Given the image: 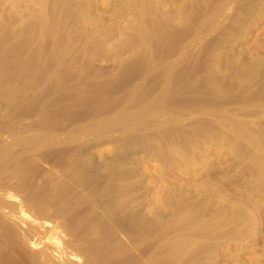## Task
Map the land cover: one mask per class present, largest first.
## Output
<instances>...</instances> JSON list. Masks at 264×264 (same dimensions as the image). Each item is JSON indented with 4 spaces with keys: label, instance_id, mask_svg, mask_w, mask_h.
I'll use <instances>...</instances> for the list:
<instances>
[{
    "label": "bare ground",
    "instance_id": "1",
    "mask_svg": "<svg viewBox=\"0 0 264 264\" xmlns=\"http://www.w3.org/2000/svg\"><path fill=\"white\" fill-rule=\"evenodd\" d=\"M209 1L210 0H189V2H192L195 4L199 3L198 5H200V4L201 5L202 4L207 5V3ZM215 1L217 2V4H216V6H213L212 10H214V11L212 12L211 16L210 15L209 16H210V19H214V17H217L220 15L219 18H220V21L222 20L221 23L224 20L223 18H225V19L229 18V15L224 16L223 12H225L226 10L228 11V9H229V13H230V10L231 11L238 10L239 9L238 7H240V9H242V12L239 9L241 14L239 12L235 11L237 14L239 13L240 16L237 15L233 21L231 20L233 23H231V26H229V27H231V29H228L230 31L229 33L226 32V31H228L227 27L225 28L226 29L225 33H228V35H229L228 37H227V34H225L226 36L224 35L225 38L227 37L226 41L228 43H225L226 44L225 45L223 42H221L220 43L221 45L223 44V45L227 46V44H229V43L238 44V42L241 39V38L239 39V34L243 31L242 34L244 33L243 35L245 36V34H247V32L250 30V28L257 25L258 21L264 15V0H215ZM76 2H77L76 0H35L32 3V5H34V7L36 6L35 12L36 11L39 12V10L42 11V12H39V14L41 13V16H39L38 18L34 17L37 19L36 20L33 19L35 22L33 21V24H31L32 21L29 22L30 21L29 17L31 15L35 16L36 13L33 14V12H32L31 15L28 16L29 15L28 13L31 12L30 9L28 10V13H27V11H23V10L21 11L20 10L21 11L20 12V16H21L20 19L25 17V15H26V17H25V19H23L21 21H19L18 19L16 20V23H17V21H19L18 22L20 25V26L18 25L20 27L19 32L21 30H24V29L28 30L29 28H30V30L32 29L34 32L36 31L37 33L36 32L34 33L32 31L33 32L32 37H33V34H34V37L36 35H39L41 37V38H38L37 41L40 42V40L42 39V42L39 45V47L42 46V48L45 47L44 45H46V43L48 45V42H50V43L52 42V44L56 43L57 45H54V46L52 44H51V46L48 45L50 47V49H48V50L51 51L50 53L53 52V55L57 59H59L58 60V62H59L63 56L61 50L64 47H67L66 46L67 44H65V46H64V44H61L63 42H61L62 38H60V36L62 35L61 32L64 30V28L68 24V19H69V21L71 19V21L74 23V21L76 19H78V18L81 19V17H79V16H81V14L84 11H89L91 9L90 8L91 4H90L89 0H84L82 3H80V1H78L77 3ZM157 2H158V0H157ZM157 2H154L152 0H127L126 3H124L123 1L120 2L121 6H126V8L128 7L130 9V11H132L131 14L134 13L137 15V16H135L137 19L134 20L135 21L134 24L137 25V29H139L140 41L143 42V44L141 43L142 46L146 42L148 43L149 40L152 41L151 39L154 38V37H152V36H154V33L151 31V29L149 27H147L150 25L149 22H151V26L153 25L156 28H158V26H159V24L154 23L155 22V20H153L154 15L152 17H151V15L155 14L153 12L159 8L158 7L159 5H161L163 3H164V5H166L170 1H168V0L160 1L161 3L159 2L160 3L159 5ZM211 3L213 4L214 2H211ZM184 4H185V2H184ZM186 5H187V3L184 5L185 12L187 9H189V8H187L188 6H186ZM204 5H202L203 8H204ZM168 6H169V4H168ZM170 6L172 7L173 5H170ZM185 6L187 9L185 8ZM189 6H190V4H189ZM181 7H183V4ZM214 7H215V9H214ZM163 8H164V6H163ZM181 9H183V8H181ZM190 9H191V6H190ZM24 10H26V9H24ZM171 11H174V10H171ZM14 12H16V11H14ZM156 12H158V11H156ZM169 12L170 11H168L166 14H168ZM181 12H182V10H181ZM185 12H184V15H185ZM1 13L2 12H0V14ZM163 14H165V13H163ZM221 14L223 15L222 16L223 18L221 17ZM233 14H231V15H233ZM82 15H83L82 16L83 18H86V16L84 17L85 13ZM156 15H158V14H156ZM170 15L173 17L172 13ZM0 16H2V15H0ZM148 16L151 17L152 20H151V18L149 19ZM209 16H207V18ZM234 17H235V15H233L229 19H231V18L233 19ZM89 18H90V16H88V19ZM1 19H2V17H1ZM204 19H205V17H204ZM146 20H147V22L149 20H151L148 22L149 25L147 23H146L147 25L145 24ZM208 20H209V18H208ZM152 21H154V22H152ZM175 21H177V20H175ZM205 22H207L206 24H208L207 20ZM224 22H225V20H224ZM75 23H76V21H75ZM160 23H161V21H160ZM215 23L216 22H214V25H215ZM2 25L3 24H1L0 26H2ZM52 26L54 28L53 35L48 34L49 36L45 37V35H43V34L46 31H47L46 33H48V31H49L48 28H50ZM74 26H75V24H74ZM145 26L147 28H149L150 30L148 29V31H147ZM160 26L163 27L162 25H160ZM160 26H159L160 29H157L158 31L163 30ZM208 26H209V24H208ZM227 26H228V23H227ZM213 27H216V26H213ZM213 27H211V28L209 27L211 29L210 31H212ZM242 27H244V29H242ZM209 28H208V30H209ZM86 29H87V27H86ZM184 29H185V27H184ZM216 29H218V27ZM215 30H213V31H215ZM252 30L253 29H251L250 31H252ZM2 31L3 30H1V32ZM13 31H15V30H13ZM66 31H68V30H66ZM168 31H170V30H168ZM213 31H212V34H213ZM50 32H52V31L50 30ZM64 33H66V32H64ZM68 33H70V32H68ZM91 33H92V31H91ZM218 33H220V32H218ZM15 34H16V32H15ZM89 34H90V32H89ZM222 34L223 33H220L219 36L220 37L222 36L221 38H224ZM16 35H18V34H16ZM13 36H15V35H13ZM183 36H184V34H183ZM244 36H243V38H244ZM10 37H11V35H10ZM15 37H14V39H15ZM159 37L162 38V39L159 38V41H160L159 44L162 41H163V43H166L170 40L169 39L170 36H168V35H162ZM59 38H60V41H59L60 44L57 43L58 41L57 42L55 41L57 39L59 40ZM78 38H80V36ZM171 38H173V37L171 36ZM189 38H190V36H189ZM246 38H247V36H246ZM246 38H244V39H246ZM7 39H8V37H7ZM10 39L13 40L12 37ZM69 39H70V37H69ZM20 40H21V38H20ZM20 40L17 39L15 41L18 42ZM33 40H34V38H33ZM64 40H66V39H64ZM29 41H31V39H29ZM67 41L69 42V40H67ZM68 42H66V43H68ZM193 42H195V41H193ZM26 43H28V42H26ZM26 43H23V44L25 46H28V44H26ZM163 43H161L162 45L158 44L159 45L158 47H160V48H162L161 46H163V48L161 49L162 53L168 52V51L169 52L173 51V50H171L172 49L171 47H173L172 46L173 44L171 45V47L169 45L170 43L168 44L169 47L167 46V44L164 47L165 44H163ZM262 43L264 44V42H262ZM33 44L35 46L34 41H33ZM42 44H44V45H42ZM149 44H151V43H149ZM174 44H176V43H174ZM191 44H192V42H191ZM220 44H218V46H216L215 49L217 47H219ZM261 44H259V45H261ZM263 44L261 46H263ZM71 45H72V43H71ZM145 45H148V44H145ZM151 45L145 46L146 49L150 47L148 49L150 51L149 54H151V52L153 54V50H155V48H156V47H154V45H152V49H153V47H154V49L151 51L150 50ZM174 46H176V45H174ZM191 46H193V45H191ZM261 46H258V47H261ZM47 47H45L44 50ZM230 47L228 49H230ZM232 47H231V50L234 53H235L236 47L240 48L239 46H236V47H234L235 49L233 50ZM253 47H255V45H253ZM160 48H158L156 50L159 52ZM237 49H236V51H237ZM44 50H43V52H44ZM68 50H69V48L67 49V51ZM185 50H182V51H185ZM254 50H255V48H254ZM24 51H26V50H24ZM39 51H40L39 53H37V51H36L35 53H37V54H34V56H32L35 59H37L36 62H38V60L42 59V57H43V55L41 54V49ZM176 51H177V49H176ZM204 51H207V50L203 49V52ZM33 52L34 51H32V53L31 52L30 53L33 54ZM154 52L156 54L158 53L156 51H154ZM212 52L216 53L217 50H215V52L212 50ZM220 52H222V51H220ZM45 53L46 52H44V54ZM162 53L160 52V53H158V55L164 56V54H162ZM171 54H173V53H171ZM24 55H26V54H24ZM28 55H30V54H28ZM47 55H48V53L46 54V56ZM70 55H72V54H70ZM141 55L144 56V54H141ZM153 55H151L152 57H149V60L147 59V62H149V61H150V63L152 62ZM46 56H45V58H46ZM147 56H149V55H147ZM168 56H170V55L168 54ZM218 56H220V55H218ZM232 57H234L233 62H230L229 64H230V68H231L232 63L235 67V69L232 68L233 69V72H232L233 75L228 74L226 71L227 74L224 73V74H226V79H225V81H222L223 79L219 80V78H216V75L214 74L215 75V82H213V84H215V83L217 85L219 83L224 84L226 87V91L228 93L231 90L232 91L236 90V91H233L232 93H233V95H235L236 93L238 95L241 94V96L239 95V98L235 96L236 99L232 100V99H230L232 97L229 96L226 100H220L219 96H221L220 93L224 89L223 88L224 85H223L222 90L218 91L219 95H218V93L216 94L217 96L213 94L214 100L211 97L210 100L205 99L203 102V100H201L198 97L200 94L201 95L203 94V93L199 92V91H201V89H202L201 88L198 91V94L199 93L200 94L199 95L197 94L196 99H199L202 102L198 103V102H196V99H195V101L189 100V101L185 102V100H184V102H180V99L179 100L174 99L175 97H177L176 96L177 94L175 95L173 93L172 95H175L174 98H173V96L169 95L170 97L168 96V99L163 98V96H162L161 98H158L157 100L154 98L156 101H152V102H151V98L150 99L148 98L150 100V102H148L146 99H143L142 100L143 104L141 103V101H139V103H138L139 104L138 107H140L139 112H137L138 111L137 106L136 107L134 106L135 107L134 112L137 113L134 115L129 113V112L126 113L125 110L130 105H131V107L129 109H131L133 107L132 102L136 101V100L135 99L134 100H128V101H126L125 105L123 106L124 111L118 113L116 117L114 116L115 117L114 119L111 120L108 117L109 119L108 120L103 119L104 120L103 122H100L98 120L99 123L93 129L91 128V130H93L92 132L94 133L93 134L94 139L98 137V136H96V134H98L100 136V134L102 132L104 135L103 131H105V133H108L106 131L107 130L109 131V129H113L115 131L121 130L122 133L124 132L126 135L128 134L125 138V141L122 139H121V141H120V139H118V141H116L117 138L123 137V136L117 137V136H119L118 134L115 135L116 136L115 141L114 140H107L108 143H113L115 145V147H116L115 151L113 153H111V155L108 156V158H102V153H101L102 159H100V161L98 159V162L94 161V159L96 157L91 156V154L87 151L88 147L90 148V145H88V143L91 142V141L88 142V139H87V143L85 142L88 145V147L85 145H82V149H79V147H77L79 149V151L81 150L80 152H82V153L79 152V154H81L79 156H81V157H79V156L77 157V155L75 156V154L71 151L68 155L67 149L66 150L64 149L65 151L63 149H60V150H62V151L59 150L60 154H56V155H58V157L61 156V158H62L64 156V158L65 157L67 158L68 156H70L73 153L74 156L72 155L71 157H72V159H73V157H75V159H73L71 162H66L65 160H63L64 159L63 158L61 163H60V159L59 160L56 159L58 162L57 165H55L54 163L52 164L54 166L51 165L53 167L51 169H54V167H55L54 172L52 170H50L52 172H48L46 170L45 173L42 171V169L40 170L37 168V166H39V165H37L36 167L34 166L35 162H33V165L29 166V164H28V163H30V162H28L29 160L26 159V161L28 162V163H26V161L24 160V158L22 156H24L26 153L28 154L29 152H27V151H29L30 148H31L30 152L33 153L32 151H34L35 149H32V147L33 148L36 147V149H37V147H38V149L40 148L39 150L41 152L43 150L42 148L44 146H46V145L48 146V143L47 144H45V143L50 138L47 140V138L41 137V136H39V138H38V136L37 137L35 136L36 138L35 137L29 138V136L28 137L26 136L27 139L29 138L28 140L26 139L29 143L27 141L26 142L28 143V145L30 144V146L24 145L26 143L23 144V143H21V141H19L15 138L17 141L16 145L20 142L18 147L24 145L23 146L24 148H25V146L29 148V150H27V148H25V151L26 150L27 151L24 154H23L24 151L22 149L19 150L17 148L19 150V151H17L15 148V150H16L15 152H17V154L14 152V155L16 157L13 155L14 148L12 150L9 148V150H8L9 153L7 152L8 154L6 153V151H7L6 148H0V160H1L0 161V264H53L54 263L53 261H52L53 263H51L49 260H46L47 258L45 256H47L46 255L47 253H45L43 251V249L42 250L41 249L40 250H34L35 249L34 247L40 245V243H36L37 240L36 241L33 240L35 237L33 234L29 233L31 236L29 234H27L32 229L29 226V228H30V230H29L27 228L28 226H26V224H24L26 226V227H24L21 224L22 222L27 223L29 225H30V223L34 222L33 225L35 223H39L41 225L43 224V226H44V223L47 224L48 221H50V222L54 221L55 222V220H58V225H56L57 224V221H56L54 227L55 226L61 227L59 229H63L62 231L65 234L68 233V235L71 236L70 237L71 239H72V237L74 238V240L72 239L71 241H68L69 242L68 245L65 244V245H67V246H65V249L61 248L62 250H66L65 251L66 253L64 254L63 259L60 258V256L57 257V258L61 259V260L59 259L57 261V264H71L72 262L69 263L70 261L68 260L69 261L68 262L66 259L67 256L69 257L71 255L72 256L77 255L78 257L81 255H84V257H85L84 260L87 264H212L215 261H217V260H215L216 255H217L218 249L222 246H224V247L227 246V248H228L229 245H231V244L235 245L236 242L237 243L242 242L241 244L245 245L246 241L249 239L250 236L253 237V236H257V235H260L262 238V241H264L263 240L264 239V220H263V218H264V59H261V58L256 59L254 57L253 58L250 57L252 59L249 62H247L248 61L247 59H246L247 61L245 60L246 62H244L240 59L239 56L235 57L232 55ZM75 58H76V56H75ZM161 58L162 57H160V59ZM207 58H208V56H207ZM35 59H32L34 61V63H35ZM54 59L55 58L53 57V60ZM57 59H55V61L52 60L54 62V65L51 64L52 62H50V64L53 65V67L51 66L49 68H51V70H53V73H54V69L56 71V70L60 69V67H62V60L60 61L61 63H58ZM156 59H157L156 61L160 60L159 57ZM213 59L215 60L216 58H213ZM47 60H49V59H47ZM156 61L155 60L153 61L152 67L154 66V64H156ZM229 61H231V60H229ZM10 62H11V60H10ZM82 62H85V61L83 60ZM147 62H146V64L144 63L145 66L147 65ZM218 62H220V60ZM31 63H32V61H31ZM55 63H57V64H55ZM161 63H163V62H161ZM169 63H173V62H169ZM13 64H14V62H13ZM26 64H28V63H26ZM35 64H37V63H35ZM41 64L43 65V63L41 62L39 67L40 66L44 67V65L42 66ZM212 64H215V63H212ZM8 65H10V64H8ZM47 65H49V64H47ZM173 65H174V63H173ZM217 65H218V63H216V66H214V68L215 67L217 68ZM220 65H218V67H220ZM34 66H36V65H34ZM149 66H147V67L149 68ZM128 67H129V65H128ZM175 67H176V65H175ZM199 67H200V65H199ZM36 68H37V66H36ZM44 68H42V69H44ZM171 68L172 67L170 66V64H169V66L166 67V73H168L167 76L165 73L166 77L169 76V74H170L169 71H171ZM214 68H211V71L214 70L212 72V74L215 71L218 74L220 72V70L218 69L219 70V72H218V70H216V68L215 69ZM46 69L47 68H45L44 70H46ZM240 69H241V71H240ZM32 70H33V67H32ZM182 70H183V68H182ZM17 71H19V70H17ZM175 71H177V70L174 69V72ZM211 71H209V73H211ZM229 71H231V70H229ZM47 72H48V69H47L46 73ZM51 72L52 71H49L50 74H51ZM57 72L59 73V71H57ZM65 72H66V70H65ZM239 72H241V74L243 72V75L240 76L241 74L239 75ZM58 73H56V74H58ZM209 73L207 70L208 75H209ZM35 74H36V72H35ZM56 74L55 73H54V75L51 74L52 75L51 78L52 77L56 78L57 77V76H55ZM76 74H78V73H76ZM135 74H137V73H135ZM221 74H223V72ZM224 74H223V78L225 77ZM218 75L220 76V74H218ZM227 75H229V76H227ZM45 76L47 77L46 80H49L48 75L45 74ZM70 76H72V75H70ZM171 76H174V75L172 74ZM26 77H28V76L26 75ZM158 77H160V76H158ZM211 77L213 78L214 76H211ZM141 78H142V76H141ZM169 78L172 79L171 77H169ZM169 78H168V80H169ZM212 78L211 79L208 78V79L213 81L214 78L213 79ZM217 79L219 80V81H217L218 83L216 82ZM51 80L53 83L50 82ZM55 80L56 79H54V81H53V79H50V81H48V82H50L49 84L52 85V84H54ZM31 81H33V80H31ZM56 81L59 82L58 79ZM212 81H210V82L212 83ZM220 81H222V82H220ZM58 82H56V84H54V86L60 85V83H58ZM74 82H76V81H74ZM208 82H207V84L211 85ZM161 83H162V81H161ZM167 83L169 84V82H167ZM170 83H172V82H170ZM168 84H166V85H168ZM213 84H212V86H214ZM91 85H93V84H91ZM170 85L171 84H169L168 86L170 87ZM204 86H202V87H204ZM60 87H62V86H60ZM219 87H221V86L218 85L217 89L220 90L221 88H219ZM158 88H160V86ZM213 88L214 87H212V89H209V88H206V89H209L208 91H212ZM45 90H46V88H45ZM164 90H166V89H164ZM167 90H169V88ZM214 90H215V88H214ZM214 90H213V92H214ZM204 91H206V90H204ZM177 92H175V93H177ZM149 93H150V91H149ZM11 94H12V92H11ZM194 95H195V91H194ZM223 95L225 97H227L226 94H223ZM223 95H222V97H223ZM15 96H17V95H15ZM39 96H40V94H39ZM202 96L205 97L206 95H202ZM215 96L219 99V101L216 100L217 98H215ZM179 97H180V95H178V98ZM204 97L203 98L201 97V98L204 99ZM207 97H209V96H207ZM14 99H15V97H14ZM17 99L18 98H16L15 100H17ZM137 99H139V98H137ZM182 99H184V97ZM145 100L147 101V103L145 102ZM135 103H134V105H137V103L136 104ZM91 104H89V105H91ZM201 104H202V108L198 109L197 106H200ZM20 106H22V103ZM76 106H77V104H76ZM121 108H122V106H121ZM23 109H25V108H23ZM173 109H174L175 113L172 111ZM37 111H38V108H37ZM153 111L155 113H152ZM24 112H26V111H24ZM110 112H112V111H110ZM171 112H173L172 113L173 115L171 114ZM192 113L194 115L196 113H197L196 115L200 114L199 115L200 117L195 116V118H198V120L194 118V115H191ZM185 114L186 115L190 114L189 117L191 116V118H192V116H193V118L196 121H194V119L192 118V120L194 122H189L190 124L188 123V126L185 125L187 123L185 121H184L185 124H183L184 122H183L181 116H183ZM36 115H38V114H36ZM42 115H43V113H42ZM165 115H169V116L167 117ZM76 116H77V114H76ZM202 116H204V117H202ZM164 117L166 118V120L161 119ZM189 117L187 115L188 119L186 118L187 119L186 121L189 120ZM2 118H4V117H2ZM70 119H71V117H70ZM159 119L162 120L163 122H161ZM76 120L77 119H75V121ZM154 122H155V124L157 122H158L157 124L161 123L160 124L161 128L160 127L158 128L159 125L153 126L152 123H154ZM165 124H166V126L164 128L163 126ZM167 124H170L169 125L170 127H167L168 126ZM17 125L15 126L16 128H14L16 130H18ZM179 125H181V126H179ZM19 126L21 127V125H19ZM24 128H26V127H24ZM114 128H116L117 130ZM51 129H52V127H51ZM10 131L12 132V130H10ZM15 131L13 133L17 132V131L15 132ZM20 132L22 133L23 129ZM51 132H52V130H51ZM87 132H89V130ZM126 132H131V133H126ZM17 133L19 135V132H17ZM1 134H3V132ZM52 134H55V133L52 132ZM78 134H79V132H78ZM78 134H75L71 137L65 134L66 141H65V138H62L64 140H61V142L63 144L65 142L69 144L70 141L76 142L80 138L81 141L79 144H81V142H82L81 136L83 134H81V135H78ZM112 134H110L109 136H105V138L107 137V139H108L110 136H113ZM125 134H124V136H125ZM50 135H51V133H50ZM50 135L48 134V136H50ZM56 135L57 134H55L53 136L55 137ZM76 135H78L79 137L78 136L75 137ZM120 135H123V134H120ZM22 136H24V135H22ZM43 136H46V133H45V135L43 134ZM53 136H52V138L54 139ZM84 136H83V138L85 139ZM101 136H102V134H101ZM63 137H64V135H63ZM73 137L78 138V139L74 140ZM114 137H112V138H114ZM20 138H22V137H20ZM31 138H34V139H31ZM67 138H70V139L68 140ZM30 139L32 141H29ZM56 139H54L56 144L54 142H52V143L50 142L49 146L52 145L53 143H54V145H52L53 148L56 147L57 145H59V143L57 144V142H60V141H56ZM89 139H91V138L89 137ZM0 141H1V139H0ZM23 141H25V139H23ZM63 141H65V142H63ZM84 141H86V140H84ZM84 141H83V143H84ZM103 142H105V141L103 140ZM43 144H45V145L43 146ZM40 146H43V147L41 148ZM79 146H81V145H79ZM95 146H98V145H95ZM19 148H22V147H19ZM47 148L44 147V149H47ZM49 149H51V148H49ZM49 149H47V151ZM10 150L12 151V153L10 152ZM21 150L23 151V152H21L22 155H19V152ZM51 151H53V150H51ZM77 152H78V150H77ZM136 152L142 153L143 155L147 156L149 159L155 158L158 161L160 160L161 163L164 164L163 167L159 166L160 167V170H159L160 175L167 176L168 173L170 172L169 170H172V171L181 170L180 174H177L175 177H173V178H175V181H173V182L171 180H170V182L161 181L162 184L160 185V187L158 185L160 181L157 180V178H152L151 180H154L152 182H155L156 180L159 181L158 183L156 181V183L158 185L157 188L159 189V191H156L155 197H154V195H151L149 197L148 194L152 193V190L149 189V185H147L148 188L143 186V179L144 178H143V176L141 177L142 173L140 175V172L138 173L139 169L137 170V168L135 167V166H137V164L132 163L131 162L132 160L131 161L129 160V157H130L129 154H134ZM41 153H43V152H41ZM5 154L8 155L9 157L8 156L4 157ZM12 155L14 157H12ZM17 155H19V157ZM98 155L100 157V154H98ZM224 155L226 156L225 161L222 159V156H224ZM38 157H39V155H38ZM142 157H144V156H142ZM2 158H3V160H4V158H7V159L9 158V159L3 161ZM19 158L23 159V161H24V163H23V161H21L22 162L21 166L19 163V160H21V159H19ZM36 159H37V154H36ZM43 159H45V158H43ZM43 159H41V161ZM39 160L37 159V161H39ZM213 161L215 162V165L211 166V162L213 163ZM14 162L18 165L15 164L14 166H11V164H13ZM133 162H135V161H133ZM55 163H56V161H55ZM133 164H135V165H133ZM167 171H169V172L167 174H165V172H167ZM155 173H158V172H155ZM158 177H159V174H158ZM200 180H202V181H200ZM145 184H146V182H145ZM149 190H150V192H149ZM151 197H154V199L151 200ZM10 198L11 199L20 198V199H18L19 201L14 199L17 201V205L15 203H14L15 204L14 205L13 203L7 202V199L11 200ZM143 210H146L145 214L141 213V211H143ZM39 224H37V225H39ZM20 225H22V227ZM34 226H36V225H34ZM43 226H40V227H43ZM23 227L25 229H23ZM54 231H56V230H54ZM31 233H32V231H31ZM34 234H36V233L34 232ZM120 234H122V236H126V238H128L130 240V242L128 244L129 246L128 245L124 246L123 244H121V240H119L120 243L118 242L116 235L119 236ZM94 235H98L99 238H94L93 237ZM57 240H59V239H57ZM131 240H133V241H131ZM255 242H256L255 243L256 245L254 244L255 246L260 245L257 243L258 242L257 240ZM32 247H33V249H31ZM60 247H62V245ZM258 248L259 249L261 248L264 251V242H262V244ZM36 249H38V248H36ZM57 252H59V251H57ZM58 255H59V253H58ZM234 257H236V256H234ZM238 258H239V256H238ZM228 259H230V257H228ZM228 259H226V260H228ZM260 259L261 258H257L256 261L257 260L259 261ZM47 261H49V262L46 263ZM82 264H84V263H82Z\"/></svg>",
    "mask_w": 264,
    "mask_h": 264
},
{
    "label": "rangeland",
    "instance_id": "2",
    "mask_svg": "<svg viewBox=\"0 0 264 264\" xmlns=\"http://www.w3.org/2000/svg\"><path fill=\"white\" fill-rule=\"evenodd\" d=\"M32 1L34 2L35 0H0V12H2L0 14V15H2V16H0V22H1L0 25L3 24L2 26H0V134L3 132V134L0 135V137H1L0 138L1 139L0 148H6V150H7L6 153L7 152L9 153V151H8L9 148L11 150L14 148L13 155H14V152L16 150L19 151L20 149H22L24 152L22 150L19 152V155H22L21 152H23V154H24L27 150H29V148L26 147V146H30V144L28 145L29 142L27 141L30 137H35V136L37 137L38 136V138H39V136H41V137L47 138V140L50 138L48 140L49 142L47 141L45 143V144L48 143V146L47 145L44 146L45 144H43L44 147H46V148L48 147L47 149L51 148V149H49L50 151L49 150L47 151V149H44L43 146H40L41 148L43 147L42 148L43 150L41 151L43 153H41L40 150H39L40 148L38 149V147H37V149H38L37 150L36 147H34V148L32 147V149H35L34 151H32L33 153L30 152V150H31V148H30V150L27 151L29 153L28 154L26 153L24 156H22L25 161H26V159L29 160L28 162H30V163H28L26 161V163H28L29 166L33 165V162H35L34 166L36 167L37 165H39V166H37V168L40 169V170L42 169V171L44 173L46 172V170L48 172H52V171L54 172L55 167H54V169H51V168H53L52 166H54V165H52L53 163L55 165H57L58 162H57L56 159H58V160L60 159V163L62 162V159L64 158V156L61 158L60 155H59L60 157H58V155H56V154H60L59 152L62 151L60 149H63V150L67 149L68 155H69V153L71 151V152H73L75 154V156L77 155V157H78L79 155H81V154H79V152L81 151V150L79 151V149H82V145H85L87 147H88V145H90V148L88 147L87 151L91 154V156L96 157L95 158L96 160L94 159V161L98 162V159L100 161V159H102V158H108V156H110L111 153H113L115 151L116 147H115V145L113 143H108L107 140H114L115 141V139H116L115 135L118 134L119 136H117V137H121V136H123V137L117 138L116 141H118V139H120V141H121V139L125 141V138H126V136L128 134L126 135L124 132L122 133L121 130L118 131L116 128H114L117 131H115L113 129H109V131L107 130L106 132H108V133H105V131H103L104 135L101 132V134H102V136L100 134L101 137L98 134H96V136H98L97 137L98 139L95 138L96 139L95 140L93 138L94 137L93 136L94 133L92 132L93 130H91V128L93 129L99 123V121L103 122L105 119L108 120L109 118L111 120L114 119L117 116L118 113L124 111L123 106L125 105L126 101L134 100V99L136 100V101L132 102L133 103L132 104V106H133L132 108L133 109L132 108L129 109L131 107V105H130L125 110L126 113L129 112V113L134 115V114H137V113L134 112V108L137 106V110H138L137 112H139V108L140 107H138L139 106L138 103H139V101H141V103H142L143 99H146L148 102H150L149 99L151 98V102H152V101H156L158 98H161L162 96H163V98H167L168 99V96L171 95L174 98L175 95L177 94L176 95L177 97H175L174 99H176V100L180 99V102H184V100H185V102L189 101V100H194L195 101V99L197 97V94H198V91L202 88L201 91H199V92L203 93L202 95H206V96L204 97V96H202L199 93L200 95L198 94L199 95L198 97L201 100H203V102H204L205 99H209L210 100L211 97L213 99L214 98L213 96L216 95L217 93L219 95L218 91L222 90V86L224 84H222V83L218 84L219 86H221V87H219V88H221L220 90L217 89L218 85L216 83L215 84L217 86L215 84H213V82H215V75H216V78H219V80L223 79L222 81H225L227 73L230 74V75H233L232 72H233V69H235V67H234V65L232 63L231 64V68H230V64H229L230 62H233V58L234 57H232V55L235 56V57L239 56L240 59L242 61H244V62H246L247 60H248L247 62H249L253 57L256 58V59L257 58L264 59V56H263L264 55V47H263L264 44L262 43V42H264V40H263L264 39V17L263 16L264 15L262 16L263 19L261 18L258 21L257 25H255L254 27L250 28V30L253 29L252 31L249 30L247 32V34H245V36L243 35L244 33L242 34L243 31L239 34V39L240 38L242 39L243 36H244V38H246V36H247L246 39H244V38L242 40L240 39L238 44L232 43L233 44L232 45L231 43H229L230 45L227 44V46H225L226 45L225 43H228L226 41V39L229 36L228 33L230 32L228 29H231V27H229V26H231V23H233L232 21L236 18L237 15L240 16V14H241L240 11L242 12V9H240V7H238L240 9V11H239L238 8H237L238 10H235L236 8L234 9L236 12H239L240 14L239 13L237 14L235 11H231V10H230V13H229V9H228V11L226 10L225 12H223L224 16L225 15H227V16L229 15V18H230L233 15H235V17L233 19L232 18L229 19V18L226 17L227 19H225V18L222 17L223 15L221 14V17L225 20V22L223 20V22L221 23L222 20L220 21V18H219L220 15L217 16V17H214V19H210V16H211L212 12L214 11V10H212L213 6H216V4H217V2L215 0H213V1L210 0L207 3V5L202 4V5H204V8L202 7L201 4L198 5L199 3L195 4V3L189 2V0L188 1L187 0H168L170 2L167 3L166 5H164L163 2H162L163 4L159 5L161 3L160 1H163V0H160V1L158 0V2H157V0H152L154 2H157L158 5H159L158 6L159 8L156 10L158 12L154 11L153 13H155V14H152V13H151L152 15L150 14L151 17L154 15L153 16V18H154L153 20H155V22L154 21H152V22H154L155 24L156 23L159 24V26L160 25L163 26V27L160 26L163 30H159L158 31L157 29H160L159 26H158V28H156L153 25L151 26V22H149V21H151L152 18L149 17V16H148V18L149 19L151 18V20L148 21L150 25L148 24L147 20L145 22V24L147 23L149 25L147 27H149L151 29V31L154 33V36H152L154 38L151 39L152 41L149 40L148 43L147 42L145 43V44H148V45L152 44V45H154V47H156L155 50H153L154 47L152 49V45H151V49L150 50L151 51L153 50V54H154L153 55L152 52H151V54H149L150 51L148 49L150 47L147 48V49L145 48V46H148V45H145V44L143 46L141 45V43L143 44V42L140 41V32H139V29H137V25L134 24V22H135L134 20L137 19L135 16H137V15L134 14V13L131 14L132 11H130V9L128 7L126 8V6H121V4H120L121 1L126 3L127 0H89L90 4H91L90 5L91 9L89 11H84L82 13V14L85 13L84 17L86 16L87 19L83 18L82 14H81V16H79V17H81L82 20L79 19V18L75 20L77 24L75 23V21L73 23L71 21V19H70L71 22L68 19V24L66 25L64 30L61 32L62 35L60 36V38H62L61 42H63L61 44H64V46H65V44H67L66 46L69 48V50L67 51V49H68L67 47H64L66 50L64 48L61 50L62 54H63L62 59H61L62 60V67H60V69H58L56 71L54 69V73L56 74V73H58L57 71H59V73H58L59 75L56 74L55 75V76H57L56 78H53V77L51 78V76L54 75V73H53V70H51V68H49V67H51V66L53 67V65H54L53 61H55V59H57L53 55V52L50 53L51 51L48 50V49H50L49 46H51L52 42L51 43L48 42L49 46L46 43V45L49 48L46 45L42 44L45 47H47L44 50L45 47L44 48H42V46L39 47L40 43L42 42V39L41 40L39 39L40 42L37 41L38 38H41V37L39 35H36L34 37V34H33V37H32V33L34 32L32 29L31 30H30V28L28 30L24 29V30H21L19 32V30H20L19 26L20 25H19L18 22L23 20V19H25V17H26V15H25V17L20 19L21 18L20 12L22 10L23 11H27V13H28V10L30 9L31 12L28 13L29 14L28 16H30L32 12H33V14L36 13L35 16L31 15L32 17L31 16L29 17V20H30L29 22L32 21L31 24H33V21L36 20L39 16H41V13L39 14V12H42V11H40L38 9L39 12H37V11L35 12L36 6L34 7V5H32V3H33ZM76 1L77 2L80 1V3H82L84 0H76ZM184 2H185V4L187 3L186 6H188L187 8H189V9H187L186 6H185V8L187 9L186 12H185V9H184V5H185ZM211 2H214V3L212 4ZM168 4H169V6L170 5H173V6L169 7ZM182 4H183V7H181ZM189 4L191 6V9H190ZM163 6H164V8H163ZM181 8H183V9H181ZM24 9H26V10H24ZM170 9L174 10V11H171ZM214 9H215V7H214ZM181 10H182V12L183 11L185 12V15H184V12L183 13L181 12ZM14 11H16V12H14ZM166 11L167 12L170 11V12L168 14H166L167 13ZM232 12L233 13L235 12L236 14L235 13L233 14ZM163 13H165V14H163ZM171 13L173 14L174 18L170 15ZM156 14H158V15H156ZM231 14H233V15H231ZM88 16H90V18L91 17L92 18L88 19ZM207 16H209L208 18H209L210 21L208 20ZM1 17H2V19H1ZM34 17H37V18H34ZM204 17H205V19H204ZM17 19L19 21H17V23H16ZM175 20H177V21H175ZM206 20L208 21L209 26H208V24H206L207 23V22H205ZM160 21H161V23H160ZM214 22H216L215 25H214ZM227 23H228V26H227ZM74 24H75V26H74ZM213 26H216V27H213ZM86 27H87V29H86ZM147 27L145 26L146 30L148 31L149 28H147ZM184 27H185V29H184ZM209 27L210 28L213 27L212 31L215 30L217 27H218V29L215 30L216 32L213 31V34H212V31H210L211 29ZM226 27H227L228 31H226V29H225ZM208 28H209V30H208ZM48 29H49L48 33H46L47 32L46 31L43 34V35H45V37L49 36L51 34L53 35V33H54L53 26L48 28ZM242 29H244V27H242ZM1 30H3V31L1 32ZM13 30H15V31H13ZM50 30L52 32H50ZM66 30H68V31H66ZM90 30L92 31V33H91ZM168 30H170V31H168ZM217 31L220 32V33H223L222 35H223L224 38H221L222 36L220 37L219 36L220 33H218ZM225 31L228 32V33H225ZM15 32L18 35H16ZM64 32H66V33H64ZM68 32H70V33H68ZM89 32H90V34H89ZM12 34L15 35L17 38L15 36H13ZM183 34H184V36H183ZM225 34H227L226 38H225V36H226ZM10 35L13 38V40L10 39L11 38ZM162 35L170 36L169 37L170 40L168 42L163 43V41H162L161 43L165 44L164 47L166 46V44L168 46V44L170 43L169 44L170 47L173 44L172 45L173 47H171L172 49L170 48L173 51H171V52L168 51L169 53L163 51L164 53H162L161 49L163 48V46H161L162 48L158 47L159 45H162L161 43L159 44V42H160L159 38H161L159 36H162ZM18 36L21 38V40H20V38ZM79 36H80V38H78ZM171 36L173 38H171ZM189 36H190V38H189ZM7 37H8V39H7ZM14 37H15V39H14ZM69 37H70L71 40L69 39ZM33 38H34V40H33ZM60 38H59V40L58 39L55 40L56 42L58 41L57 43H59V44H60V42H59ZM17 39L20 40V41H18V42L15 41ZM29 39H31V41H29ZM64 39H66V40H64ZM67 40H69V42ZM21 41L23 43L28 42V43H26V44H28V46H25ZM33 41L35 43V46L33 44ZM193 41H195V42H193ZM66 42H68V43H66ZM191 42H192V44H191ZM221 42H223L225 45H223V44L221 45L220 44ZM260 42L263 44V46H261L262 44ZM71 43H72V45H71ZM149 43H151V44H149ZM174 43H176V44H174ZM218 44H220L219 47H217L215 49V47L218 46ZM259 44H261V45H259ZM52 45L54 46V45H57V44L53 43ZM174 45H176V46H174ZM191 45H193V46H191ZM253 45H255V47H253ZM230 46L231 47L233 46L232 47L233 50L235 49L234 47H236V46H239L240 48L236 47V49L237 48L238 49H237V51L235 49V53H234L231 50ZM258 46H261L262 48L258 47ZM229 47H230V49H228ZM158 48H160L159 52L156 50ZM254 48H255V50H254ZM38 49L39 50L41 49V54L43 55V57H42V59H39L38 62H36L37 59H35L32 56H34V54H37V53L40 52ZM176 49H177V51H176ZM203 49H205L207 51L203 52ZM24 50H26V51H24ZM35 50L37 51V53H35L36 52ZM43 50H44V52H46L45 54H44ZM182 50H185V51H182ZM212 50L214 52H215V50H217V52L213 53ZM29 51L31 53H32V51H34V52H33V54H31ZM154 51H156L158 53L161 52L162 54H164L165 57L162 54H161L162 56L158 55V53L156 54ZM220 51H222V52H220ZM5 53L6 54L8 53V54L6 55ZM47 53H48V55L46 56ZM171 53H173V54H171ZM24 54H26V55H24ZM28 54H30V55H28ZM70 54H72V55H70ZM141 54H144V56L141 55ZM168 54L170 56H168ZM147 55H149V56H147ZM151 55H153V58H152V62L150 63V61L147 62V59L149 60V57H152ZM218 55H220V56H218ZM45 56H46V58H45ZM75 56H76V58H75ZM157 56L159 57V59H160V57H162V58L164 57V58L163 59L161 58L160 60L158 59L159 61H156L157 60L156 58H158ZM207 56H208V58H207ZM53 57L55 58L54 60H53ZM250 57H252V58H250ZM213 58H216L217 60L216 59L214 60ZM32 59H35V63H37V64H35ZM47 59H49V60H47ZM10 60H11V62H10ZM58 60L59 59H57V62H58ZM83 60L85 62H82ZM154 60L156 61V64H154V66L152 67ZM219 60H220V62H218ZM229 60H231V61H229ZM31 61H32V63H31ZM60 61L58 63H61ZM13 62H14V64H13ZM39 62L40 63L42 62L44 67L48 69V72H47L48 74L46 73L47 69L44 70L45 69L44 67H41V66H40L41 68L39 67V65H40ZM50 62H52L51 64H53V65H51ZM146 62H147V65L145 66ZM161 62H163V63H161ZM169 62H173L174 65H173V63H169ZM26 63H28V64H26ZM168 63L172 67L171 68L172 72L169 71L170 74H169L168 77H166L167 74H168V73H166V67L169 66ZM212 63H215V64H212ZM216 63H218V65L221 64L220 67H218V65H217V68L215 67L216 70H218V69L220 70V72L218 70V72H219L218 74H220V76L216 73V71L213 74H212V72L214 70L211 71V68H214V66H216ZM8 64H10V65H8ZM33 64L36 65L38 69ZM47 64H49V65H47ZM55 64H57V63H55ZM128 65H129V67H128ZM175 65H176V67H175ZM199 65H200V67H199ZM147 66H149V68ZM32 67H33V70H32ZM15 68L17 70H19V71H17ZM42 68H44V69H42ZM182 68H183V70H182ZM174 69L177 70V71L174 72ZM206 69L208 70V73H209V71H211V73H209L210 76L207 74V70ZM65 70H66V72H65ZM229 70H231V71H229ZM49 71H52L51 72L52 75L49 73ZM226 71H227V73H226ZM240 71H241V69H240ZM35 72H36V74H35ZM222 72H223V74L226 73V74H224L225 75L224 78H223V74H221ZM76 73H78V74H76ZM135 73H137V74H135ZM165 73H166V76H165ZM45 74L48 75L49 80H46L47 77L45 76ZM172 74L174 76H171ZM240 74H241V72H239V75ZM26 75L28 77H26ZM70 75H72V76H70ZM242 75H243V72H242V74L240 76H242ZM141 76H142V78H141ZM158 76H160V77H158ZM211 76H214L213 77L214 78L213 81L210 80L212 78ZM227 76H229V75H227ZM169 77H171L172 79H170ZM168 78H169V80H168ZM208 78H210V79H208ZM50 79H53V81H54V79H56V80L58 79L59 82L55 80L54 84H56V82H58V83H60V85L54 86V84H52V85L49 84L50 82H52V80L50 81ZM31 80H33V81H31ZM209 80L212 81V83ZM219 80L217 79L216 82L219 81ZM48 81H50V82H48ZM74 81H76V82H74ZM161 81H162V83H161ZM166 81L169 82V84H171L170 87L168 86L169 84ZM222 81H220V82H222ZM170 82H172V83H170ZM207 82L209 84H211V85H208ZM91 84H93V85H91ZM166 84H168V85H166ZM212 84L214 86H212ZM60 86H62V87H60ZM159 86H160V88H158ZM202 86H204V87H202ZM167 87L169 88V90H167L168 89ZM212 87L215 88V90L213 88L215 93L213 92V90L212 91H208L209 89H212ZM45 88H46L47 91L45 90ZM206 88H209V89H206ZM223 88L225 90L223 89L224 91L223 90L221 91V93H220L221 96H219L220 100H226L229 96L232 97L230 99L235 100L236 99L235 96L238 97V98H239V95L241 96V94L238 95L237 93H236L237 95L236 94L233 95L232 92L236 91V90H233V91L231 90L228 93L226 91L225 85H224ZM164 89H166V90H164ZM191 89L192 90L194 89V90L192 91ZM204 90H206V91H204ZM149 91H150V93H149ZM194 91H195V95H194ZM11 92H12V94L13 93L14 94L12 95ZM175 92H177V93H175ZM173 93L175 95H172ZM222 93L226 94L227 97H225ZM39 94H40V96H39ZM15 95H17L18 97L15 96ZM178 95H180L181 98L180 97L178 98ZM222 95H223V97H222ZM200 96L202 98L204 97V99H202ZM207 96H209L210 98L207 97ZM216 96H215V98H217ZM14 97H15V99L16 98H18V99L15 100ZM183 97H184V99H182ZM137 98H139V99L141 98V99L139 100ZM146 100H145V102L147 103ZM201 100L196 99V102H198V103L202 102ZM216 100L219 101L218 98ZM135 102L137 103V105H134ZM21 103H22V106H20ZM76 104H77V106H76ZM89 104H91V105H89ZM121 106H122V108H121ZM22 107L25 108V109H23ZM37 108H38V111H37ZM197 108L198 109L202 108V104L200 106H197ZM24 111H26V112H24ZM110 111H112V112H110ZM154 111L152 113L156 112V111L155 112ZM172 111L174 112V109ZM173 112H171V114ZM42 113H43V115H42ZM36 114H38V115H36ZM76 114H77V116H76ZM196 114L194 115L192 113L191 115H194V118H195V116L196 117L197 116L200 117L199 116L200 114H198V115H196ZM185 115L181 116V118H182L183 122L184 121L187 122L186 124H185V122L184 123L182 122L183 124H185L187 126H188L189 122H194V121H196L195 119L198 120V118L194 119L193 116H192V118L194 119V121H193L191 116L189 117L190 114H187L188 117H189V120L186 121L188 118H187V115L186 116ZM165 116L168 117L169 115H165ZM2 117H4V118H2ZM70 117H71V119H70ZM202 117H204V116H202ZM75 119H77V120L75 121ZM161 119L162 120H166L165 117L161 118ZM162 120H160V121L163 122ZM157 123L155 124V122H154V123H152V125L153 126H155V125L158 126L159 125L158 126V128H159L161 123L160 124H157ZM16 125H17V129L18 130L14 129V128H16L15 127ZM19 125H21L22 128ZM167 125H168L167 127H170L169 126L170 124H167ZM165 126H166V124L163 127L165 128ZM179 126H181V125H179ZM24 127H26L27 129L24 128ZM51 127H52V129H51ZM22 129H23V132H22L23 134L20 132V131H22ZM10 130H12V132ZM15 130L17 132H19V135H18V133ZM51 130H52V132L57 134L55 136L57 139L53 136L55 134H52ZM88 130H89V132H87ZM14 131L17 134L13 133ZM78 132H79V134H78ZM9 133L10 134L12 133L13 135L12 134L10 135ZM45 133H46V136H43V134L45 135ZM50 133L54 137V139H56V141H60V142H57V144L59 143V145H57V146L55 145L56 147H54V148H53L52 145H54L55 141L52 138V136L50 135ZM119 133L123 134V135H120ZM126 133H131V132H126ZM48 134L50 136H48ZM65 134L70 136V137L75 135V134H78V135L83 134L81 136V139H82L81 144H79L80 141H81L80 138L79 139L75 138L78 135H76L73 138H74V140L78 139L79 142L78 141H76V142L70 141L71 143L70 142H69V144L66 143L65 142L66 141ZM110 134H112L113 136H110L108 139H107V137L105 138V136H109ZM124 134H125V136H124ZM22 135H24L25 137L22 136ZM63 135H64V137H63ZM19 136L22 137V138H20ZM26 136L27 137L29 136V138L27 139ZM83 136L85 137V139L83 138ZM89 137L91 139H89ZM112 137H114V138H112ZM15 138L17 140L21 141V143H23V144L26 143V144H24V145H26L25 148H27L26 151H25V148L23 147L24 145L19 146V147H22V148L18 147L20 142L16 145L17 141H16ZM62 138H65V141H63V142H65L64 144L66 146L61 142V140H64ZM23 139H25V141H23ZM31 139H34V138H31ZM31 139L29 141H32ZM67 139L69 140L70 138H67ZM83 139L86 140V141H84ZM87 139H88V142L91 141L90 143H88V145L86 144L87 143ZM102 139L105 142H103ZM83 141H84V143H83ZM50 142L51 143L54 142V143L49 146ZM79 145H81V146H79ZM95 145H98V146H95ZM77 147H79V149ZM15 148H16V150H15ZM11 150H10V152L12 153ZM51 150H53V151H51ZM77 150H78V152H77ZM15 153L17 154V152H15ZM73 153L70 156H68L69 158L65 157L66 159L64 158L63 160H65L66 162H71L73 159H75V157H73V159L71 157L73 155ZM80 153H82V152H80ZM101 153H102V158H101ZM36 154H37V159L38 160L41 157H42L41 159H43V158H45V159H43L42 161H41V159L39 161H37ZM98 154H100V157H99ZM5 155H4V157L8 156V155H6V156ZM13 155H12V157L15 156V155L14 156ZM19 155H17V156L19 157ZM38 155H39V157H38ZM129 155H130V157L128 156L129 160L130 161L132 160L131 161L132 163L137 164L138 167L137 166H135V167L137 168V170L139 169L138 173L140 172V175L142 173L141 177L143 176V178H144L143 179V186L148 188L147 185H149V189L152 190V193H149L150 190L148 192L149 193L148 194L149 197L151 195H154V197L156 196V191H159V189L157 187H158V185L160 187V185L162 184L161 181L170 182V180H171L173 182V181H175V178H173V177H175L177 174H180L181 170L177 171V170L173 169L174 171L169 170L170 172L169 171L165 172V174H167L168 172L170 173V174L168 173L167 176L160 175V171H159L160 167L164 166V164L161 163L160 160L158 161L155 158L154 159H152V158L149 159L147 156L143 155L140 152H136L134 154H129ZM142 156H144V157H142ZM224 156H222V159L225 161L226 160V156L225 157ZM79 157H81V156H79ZM8 159L4 158V160H8ZM19 159H21V158H19ZM2 160H3V158H2ZM21 161H23V159L19 160L20 166H21V163H22ZM55 161H56V163H55ZM133 161H135V162H133ZM23 163H24V161H23ZM15 164L16 163L14 162L13 164H11V166H14ZM135 164H133V165H135ZM16 165H18V164H16ZM212 165L213 166L215 165L214 161H213V163L211 162V166ZM50 170H52V171H50ZM155 172H158V173H155ZM158 174H159L160 178L158 177ZM152 178H157V180H159L161 183L156 180L157 183L159 182V184L157 185L156 181L152 182V181H154V180H151ZM200 181H202V180H200ZM145 182H146V184H145ZM154 197H151V200H153ZM14 199L19 201L18 199H20V198H14ZM14 199H11V200L7 199V202H10V203H13V204L15 203L17 205V201L14 200ZM141 213L145 214L146 210L141 211ZM263 220H264V218H263ZM56 221H57L56 225H58V220H55V222L54 221H52V222L48 221L47 224L44 223V226H43V224L41 225L39 223H35L34 225H36L37 227L33 225L34 222L30 223V225L27 224V223H24V222L21 223L24 227L28 226L27 228L29 230H30L29 226L31 227L32 230H30V232H28V233L26 232V233L27 234H29V233L33 234L35 236L33 240H35V241L37 240L36 243H40V245L34 247L35 248L34 250H40V249L42 250L43 249V251L45 253H47L46 254L47 256H45L47 258L46 260H49L51 263L54 262L53 264H55V263L57 264V261L60 258L63 259L64 254L66 253L65 252L66 250H62L61 248L65 249V246H67L69 244L68 241H71L72 239L74 240L73 237H72V239L70 238L71 236H69L68 233L65 234L62 231L63 229H59L61 227H57V226L54 227ZM24 224H26V226ZM37 224H39L40 226H43V227H40ZM22 225H20V226L22 227ZM24 227H23V229H25ZM54 230H56V231H54ZM31 231H32V233H31ZM34 232L36 234H34ZM93 237L94 238H99L98 235H94ZM116 237H117L118 242L120 243L119 240H121V244H123L124 246H127L129 244V242H130V240L128 238H126V236H122V234H120L119 236L116 235ZM57 239H59V240H57ZM256 240L258 241L257 243L260 244V245L262 244V242H264V241H262L261 236L257 235V236H253V237L250 236L249 239L247 240L248 242L246 241L245 245H242L241 244L242 242H238V243L236 242L235 245L231 244L232 246L229 245L228 248H227V246L226 247H224V246L220 247L218 249V252H217V255H216V259H215L217 261L214 260L216 263L214 262L212 264H254V263L255 264H264V251L261 248L260 249L258 248V247H260V245L255 246L256 245L255 244ZM131 241H133V240H131ZM65 244H67V245H65ZM61 245H62V247H60ZM36 248H38V249H36ZM31 249H33V247ZM57 251H59V252H57ZM58 253H59V255H58ZM237 255L239 256V258H238ZM58 256H60V258H57ZM227 256L230 257V259H228ZM234 256H236V257H234ZM79 257L77 255H74V256L71 255L69 257L67 256L66 259H67V261L68 260L70 261V262L68 261L69 263L72 262L71 264H80V263L81 264L82 263L85 264L86 262L84 260V258H85L84 255H81ZM257 258H261V259L259 261L258 260L256 261ZM226 259H228V260H226ZM49 261H47L46 263H48Z\"/></svg>",
    "mask_w": 264,
    "mask_h": 264
}]
</instances>
